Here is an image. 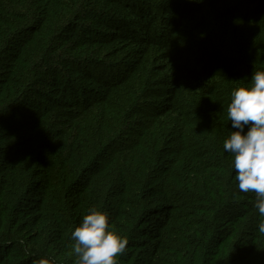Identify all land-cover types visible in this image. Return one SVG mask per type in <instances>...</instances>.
<instances>
[{
	"label": "trees",
	"instance_id": "obj_1",
	"mask_svg": "<svg viewBox=\"0 0 264 264\" xmlns=\"http://www.w3.org/2000/svg\"><path fill=\"white\" fill-rule=\"evenodd\" d=\"M264 71V0H0V264H264L227 107ZM245 128V132L247 131Z\"/></svg>",
	"mask_w": 264,
	"mask_h": 264
},
{
	"label": "clouds",
	"instance_id": "obj_2",
	"mask_svg": "<svg viewBox=\"0 0 264 264\" xmlns=\"http://www.w3.org/2000/svg\"><path fill=\"white\" fill-rule=\"evenodd\" d=\"M250 86L234 88L227 107L230 136L223 149L233 156L235 180L240 192H254L255 208L264 217V71H255ZM247 131L245 132V128ZM258 231L264 233V220ZM75 264H117L127 240L110 228L107 213L95 209L83 216L71 232ZM37 264H51L47 258Z\"/></svg>",
	"mask_w": 264,
	"mask_h": 264
}]
</instances>
